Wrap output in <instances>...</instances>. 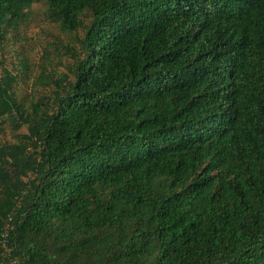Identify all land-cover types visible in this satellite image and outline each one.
<instances>
[{"label": "trees", "instance_id": "obj_1", "mask_svg": "<svg viewBox=\"0 0 264 264\" xmlns=\"http://www.w3.org/2000/svg\"><path fill=\"white\" fill-rule=\"evenodd\" d=\"M38 2L71 65L28 106L3 68L0 264H264V0H0V38Z\"/></svg>", "mask_w": 264, "mask_h": 264}, {"label": "rangeland", "instance_id": "obj_2", "mask_svg": "<svg viewBox=\"0 0 264 264\" xmlns=\"http://www.w3.org/2000/svg\"><path fill=\"white\" fill-rule=\"evenodd\" d=\"M58 29L47 19L42 2H38L18 29L0 38V77L3 68L15 77L12 85L16 96L27 106L37 100L47 105L55 88L51 79L62 78L69 72L71 60L64 45L71 41L72 34H63ZM4 126L10 141L17 140L20 133H27L24 125L14 129L8 119Z\"/></svg>", "mask_w": 264, "mask_h": 264}]
</instances>
